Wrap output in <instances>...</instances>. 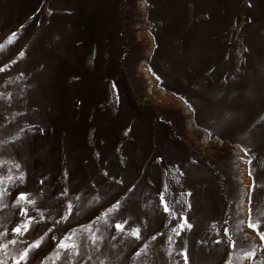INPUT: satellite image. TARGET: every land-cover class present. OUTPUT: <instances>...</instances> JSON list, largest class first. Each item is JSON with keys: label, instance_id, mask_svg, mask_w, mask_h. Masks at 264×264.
<instances>
[{"label": "rangeland", "instance_id": "obj_1", "mask_svg": "<svg viewBox=\"0 0 264 264\" xmlns=\"http://www.w3.org/2000/svg\"><path fill=\"white\" fill-rule=\"evenodd\" d=\"M0 68L7 264L60 219L64 187L81 197L74 214L28 264H69L56 244L71 229L88 264H184L185 249L189 264H264L248 227L251 215L264 231V0H0ZM22 191L39 223L17 236ZM117 200L108 223L128 219L142 240L102 218L90 246L81 226Z\"/></svg>", "mask_w": 264, "mask_h": 264}, {"label": "snow or ice", "instance_id": "obj_2", "mask_svg": "<svg viewBox=\"0 0 264 264\" xmlns=\"http://www.w3.org/2000/svg\"><path fill=\"white\" fill-rule=\"evenodd\" d=\"M251 6V5H249ZM15 33L12 34V37H15ZM11 40V37L9 38ZM23 55V53H21ZM0 71H4V69L0 68ZM23 75V74H21ZM0 95H3L0 93ZM8 99H11V96L9 95L7 97ZM23 131V129H21ZM41 132H43V129H40ZM127 135V133H125ZM13 139H16L15 137ZM4 162H0V166L3 165ZM14 167L17 170L21 169V165L16 163L14 164ZM11 171V170H9ZM65 177L68 176V172L65 171ZM105 176L108 175L107 172L104 173ZM5 177H0V184H3ZM6 179L12 184V186H16V181L18 180L19 183L23 184L26 179V174L23 171L19 172V175L15 178L12 175H8ZM45 183V179L40 180V184L43 185ZM118 183H122V181H118ZM134 187V186H133ZM129 191H132L130 188ZM252 191H255V185L252 186ZM9 193L8 187H0V206L7 207L6 204H3V199L6 195ZM190 196L191 193H188ZM31 194L28 192H19L15 196L14 204L19 208V213L21 216L26 217V219L22 222L17 224L15 227L11 229V231L17 236L21 235L22 233H27L31 230L32 225L35 223H39L37 221L36 217L29 215V208L28 207H21V204L24 205H31L33 209H35L36 206V200L30 198ZM80 195L70 196L69 188L64 187L60 192V200L63 204V210L62 214L60 215V219L55 220L53 223V227H55L58 224H61L63 222H67L70 217L74 214V204L73 201L80 200ZM98 198L94 197V200ZM251 203V201H250ZM161 204L163 205V210L166 213H170L171 209L167 205V202L165 201L163 195H161ZM189 207L191 205L189 204ZM122 208V203L120 200H117L115 203H113L108 209H106L105 212L101 213L99 216L95 218V220L90 221L88 226H81V228L87 233L86 239L89 242L90 246L98 247V244L100 241L103 240V236L100 235V229L98 227H95L96 223L100 221L103 218L104 224L109 228H114V230L119 234H125L127 236L132 237L134 240H142V229L139 226L132 227L130 226V222L128 219L117 220L114 224L108 223V217L111 214H119ZM39 211L38 209H36ZM252 209L249 208V213L251 214ZM40 221H43L45 219L44 213L39 212ZM53 227H49L47 229V232L44 234V236H47L48 232L53 231ZM179 229L183 231L185 228L191 229L193 226L188 222V218L184 217L183 222L179 224ZM248 227L256 231L257 235L259 236L260 241H264V231H261V226L258 222H253L251 215H249V222ZM175 231V229H174ZM228 229L225 228L224 232L225 234L228 233ZM180 232H177V235H179ZM8 231L5 230L4 232H0V238L7 237ZM44 236H41L40 239L33 241L30 244H27L23 250L16 256H13L12 258V264H28L29 254L34 249H39L41 247V244L44 240ZM77 230L71 229L69 232L65 233L62 237L59 238L57 244H56V256L57 258L60 257L61 252L65 253L69 257V264H88L89 261H92V256L87 255L85 252H82V243L83 240L77 241ZM52 239L56 240L57 238L55 236L52 237ZM115 239V237H113ZM152 239L155 240L156 236H152ZM171 239V237H169ZM231 239V238H229ZM18 243L17 239H11L8 240L7 243H0V251L4 252L5 255H7V249L9 247V244L16 245ZM231 247H235V242H232ZM148 248L147 244H143V246L135 253L136 256H140L143 253L146 252ZM181 255L184 257V264H189V256L187 250H183ZM247 257L255 258V249L248 251L244 254ZM0 264H7V262L0 258ZM43 264V262H42ZM100 264H104V261H100Z\"/></svg>", "mask_w": 264, "mask_h": 264}]
</instances>
